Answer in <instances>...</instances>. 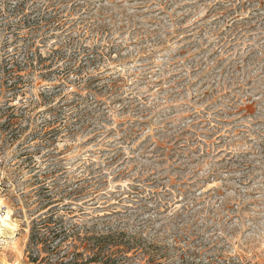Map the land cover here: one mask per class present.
<instances>
[{
	"label": "rangeland",
	"instance_id": "1",
	"mask_svg": "<svg viewBox=\"0 0 264 264\" xmlns=\"http://www.w3.org/2000/svg\"><path fill=\"white\" fill-rule=\"evenodd\" d=\"M10 61L0 264H264V0H0Z\"/></svg>",
	"mask_w": 264,
	"mask_h": 264
},
{
	"label": "trees",
	"instance_id": "2",
	"mask_svg": "<svg viewBox=\"0 0 264 264\" xmlns=\"http://www.w3.org/2000/svg\"><path fill=\"white\" fill-rule=\"evenodd\" d=\"M21 7V6H20ZM17 62V61H16ZM15 61H10V62H8V63H6L5 65L4 64H0V67L2 68L3 66L6 68V70H5V72H2V73H11V72H14V73H16L15 75L17 76V78L15 77V76H13V75H11L14 79H15V81L11 84V86H19L18 84L20 83V81H21V83H22V77H23V75H21V73L20 72H22V71H26L27 70V68L29 67L30 68V66H31V64H29L28 62H26L25 64H27L26 66H24V67H21L20 65H18L19 63H16ZM0 68V69H1ZM20 81H19V80ZM1 84V83H0ZM100 238L103 240V239H112V241L114 240V238H113V236H112V234H108V236H107V234L106 235H101L100 236ZM112 243H116V242H112ZM114 246H116V247H114ZM109 248L111 249V254H113L114 255V253H116V252H118L120 249H121V247L118 245V244H110L109 245ZM114 248V249H113ZM125 249V248H124ZM94 262V261H93ZM73 262H71V261H67V262H62V264H72ZM92 264H94V263H92Z\"/></svg>",
	"mask_w": 264,
	"mask_h": 264
},
{
	"label": "bare ground",
	"instance_id": "3",
	"mask_svg": "<svg viewBox=\"0 0 264 264\" xmlns=\"http://www.w3.org/2000/svg\"><path fill=\"white\" fill-rule=\"evenodd\" d=\"M8 216H6L5 218H7ZM5 221V220H4ZM6 222V221H5ZM4 223V222H3Z\"/></svg>",
	"mask_w": 264,
	"mask_h": 264
}]
</instances>
